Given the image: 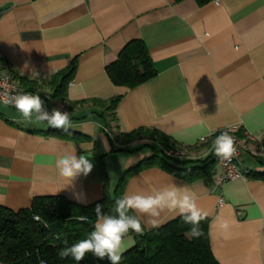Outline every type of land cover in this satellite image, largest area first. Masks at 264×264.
<instances>
[{"label": "crops", "instance_id": "obj_1", "mask_svg": "<svg viewBox=\"0 0 264 264\" xmlns=\"http://www.w3.org/2000/svg\"><path fill=\"white\" fill-rule=\"evenodd\" d=\"M131 40L143 43L156 73L134 87L115 85L106 66ZM73 59L65 99L55 98L53 78ZM6 74L41 96L49 112H68V132L87 138L35 114L25 120L0 102V205L17 211L43 195L78 203L77 193L88 201L78 204H91L104 193L100 159L112 196L126 169L154 149L165 154L155 139L128 135L138 129L176 141L185 149L170 156L178 161L216 157L211 137L235 130L245 143L244 177L218 183L215 163L211 178L187 181L152 166L127 178L123 196L186 188L209 220L219 264H264V179L253 175L264 171V0H0V77ZM65 154L86 155L92 172L69 186L55 167ZM177 216L161 212L159 226ZM125 240L124 251L135 245L131 233Z\"/></svg>", "mask_w": 264, "mask_h": 264}, {"label": "trees", "instance_id": "obj_2", "mask_svg": "<svg viewBox=\"0 0 264 264\" xmlns=\"http://www.w3.org/2000/svg\"><path fill=\"white\" fill-rule=\"evenodd\" d=\"M74 70L75 59L55 75L52 81L55 98L65 99V87L72 80ZM106 72L113 84L134 87L155 75L156 70L143 43L140 40H131L121 48L117 59L106 66ZM20 80L24 85L32 83L25 78ZM118 100L119 96L113 98L107 108L114 110ZM142 133L155 135L156 141L163 148L169 145L180 147L176 141L155 129H138L128 135L137 136ZM68 134L75 139L87 138L82 134ZM215 135L211 137L213 140ZM215 163L216 157L213 156L203 160L178 161L163 154L161 150L154 149L150 156L141 159L122 173L114 187L113 195L110 196L106 189V172L100 159L99 170L104 182V193L101 199L91 204L81 205L61 195H43L33 197L29 207L17 211L0 205V262L109 264L107 257L100 260L90 252L80 262L71 257L61 258L59 255L61 249L88 238L94 230V206L97 203L102 205V212L117 215L115 201L123 197L126 180L134 173L156 166L176 177L193 181L211 178ZM253 175L264 179V171L255 172ZM129 214L135 215L131 211ZM81 217L87 219L81 220ZM208 222V218L203 216L199 223V237L190 236L191 225L186 224L181 215L156 228L144 230L142 235L129 230L135 238V245L122 253L119 264H219L210 250Z\"/></svg>", "mask_w": 264, "mask_h": 264}, {"label": "clouds", "instance_id": "obj_3", "mask_svg": "<svg viewBox=\"0 0 264 264\" xmlns=\"http://www.w3.org/2000/svg\"><path fill=\"white\" fill-rule=\"evenodd\" d=\"M25 66L27 67V65ZM0 87L7 90L8 83L5 81L0 84ZM0 100L5 105H14L25 120H31L33 114H35L37 121H46L52 128L68 132L71 127L70 114L58 108H53L49 112L45 106V101L39 95L24 93L9 96L5 91L0 94ZM103 144L105 150H108L109 146L106 140L103 141ZM213 148L216 156L223 158L225 161H230L237 154L236 141L228 132H223L215 138ZM55 167L58 169L59 175L70 182V186L77 177L81 175L87 177L92 172L94 165L84 154L79 157L76 154H65L56 160ZM75 198L78 203H88L81 194H75ZM115 205L117 215H109L102 212V205L97 203L94 206L96 213L94 230L88 238L61 249L59 252L60 257H71L80 262L90 252L100 260L107 257L109 264H119L122 252L126 248L125 238L128 236L129 230L141 235L144 231L139 216L130 215V211L148 217L147 225L156 228L159 226L158 218L161 212L168 210L181 215L184 222L191 225L189 233L191 237L201 235L199 223L203 218V214L197 206L195 194L186 188L172 185L152 194L124 195L115 201ZM80 219L86 220L87 218L81 217ZM221 227L227 229V222H223ZM41 264H44V262L41 261Z\"/></svg>", "mask_w": 264, "mask_h": 264}, {"label": "built area", "instance_id": "obj_4", "mask_svg": "<svg viewBox=\"0 0 264 264\" xmlns=\"http://www.w3.org/2000/svg\"><path fill=\"white\" fill-rule=\"evenodd\" d=\"M5 81L8 83V88L5 90L4 88L0 87V94H3L5 91H7L9 96H15L24 93L31 94L28 90L23 89L19 82L15 80L10 74L0 77V84H3ZM0 102H2V100H0ZM9 105L14 107L12 104ZM229 135L233 136L236 141L237 154L230 161H225L223 158L216 156V163L219 168V172L216 175V181L218 183L245 176V170L242 168L239 162V154L241 150L245 148L244 140L236 134L235 130L229 133ZM204 139V137H201L200 141H203ZM164 153L167 156H172L170 151H167L166 149L164 150ZM219 201H222V199H219Z\"/></svg>", "mask_w": 264, "mask_h": 264}, {"label": "rangeland", "instance_id": "obj_5", "mask_svg": "<svg viewBox=\"0 0 264 264\" xmlns=\"http://www.w3.org/2000/svg\"><path fill=\"white\" fill-rule=\"evenodd\" d=\"M221 133H217L216 135H215V137H217L218 135H220ZM140 135H144V136H147V137H149V138H151V139H155V140H157L156 139V136L155 135H151L150 133H142V134H140ZM138 136V135H137ZM195 148V147H194ZM166 150L167 151H170V153L172 154V155H174V156H179V155H184L185 154V149L184 148H179V147H175V146H173V145H169L168 147H166Z\"/></svg>", "mask_w": 264, "mask_h": 264}]
</instances>
